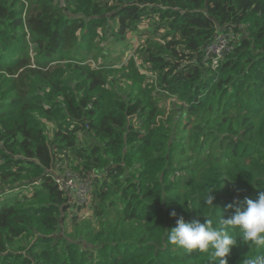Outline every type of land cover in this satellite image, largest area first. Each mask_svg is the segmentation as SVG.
<instances>
[{
    "label": "trees",
    "instance_id": "obj_1",
    "mask_svg": "<svg viewBox=\"0 0 264 264\" xmlns=\"http://www.w3.org/2000/svg\"><path fill=\"white\" fill-rule=\"evenodd\" d=\"M232 26L213 70L204 48ZM131 32L154 90L114 53ZM67 167L91 178V218L54 179ZM261 191L264 0H0V264H217L166 229ZM230 235L228 264L264 253Z\"/></svg>",
    "mask_w": 264,
    "mask_h": 264
},
{
    "label": "clouds",
    "instance_id": "obj_2",
    "mask_svg": "<svg viewBox=\"0 0 264 264\" xmlns=\"http://www.w3.org/2000/svg\"><path fill=\"white\" fill-rule=\"evenodd\" d=\"M214 189L206 193L204 199L205 204L213 207H215L212 195ZM187 202V210L197 209L193 207L191 201ZM227 209H234V214L228 218H224L222 214L216 227L213 226V220L208 216L203 223L199 219L186 221L183 215L177 217V213L173 210L170 215L177 217L176 226L166 229L167 243L183 248L187 252L195 250L199 253H208L211 261L217 264H228L227 256L237 244V240L230 235L233 229L239 230L242 242L249 247L264 248V191L259 193L256 200L247 199L246 207L243 209L232 203L227 205ZM243 264H264V253L258 252L253 256H245Z\"/></svg>",
    "mask_w": 264,
    "mask_h": 264
},
{
    "label": "built area",
    "instance_id": "obj_3",
    "mask_svg": "<svg viewBox=\"0 0 264 264\" xmlns=\"http://www.w3.org/2000/svg\"><path fill=\"white\" fill-rule=\"evenodd\" d=\"M244 26H241V30ZM241 37V32H236L234 26L217 34L214 39L204 48V61L211 69L217 70L224 57L234 48L236 42ZM152 73V72H151ZM153 74V73H152ZM82 180L77 188H74V178L71 175L64 174L59 182H57L60 190L65 191L72 198L79 201L78 207L90 211V203L92 201V182L90 176L84 172L78 173ZM91 212V211H90Z\"/></svg>",
    "mask_w": 264,
    "mask_h": 264
},
{
    "label": "rangeland",
    "instance_id": "obj_4",
    "mask_svg": "<svg viewBox=\"0 0 264 264\" xmlns=\"http://www.w3.org/2000/svg\"><path fill=\"white\" fill-rule=\"evenodd\" d=\"M63 0H59V3H62ZM128 38H129V46L127 49H124V45L123 44H118L115 46L114 48V53L116 56H119L120 54L124 53V61H126L128 58H130L132 55L135 56L136 58V61H137V64L140 66V69H141V72L142 73H145L149 76L148 80L150 82V85L147 87L149 90H154L155 89V76L154 74H152L151 72H149L147 70V64L146 63H143L144 62V57L146 55V52L145 51H142V52H139V48H140V39L141 37L137 35V33H129L128 35ZM126 50V51H125ZM174 98H169V97H165L164 98V104H166V106H168V109L170 108L171 106V103L174 102L173 101ZM64 174H68V175H71V177L74 178V182H73V187L74 188H77L80 184H82V180L81 178L79 177L78 173L73 171L71 168L67 167V169L64 171ZM63 174L61 173H57L55 174V181L56 182H59L60 179L62 178ZM67 197V193L65 191H63ZM23 193H28L30 194L31 193V190H23ZM21 192V194H23ZM17 194V191H13V192H9L8 195H5V199H8L10 197H14L16 196ZM68 198V203L70 204V206L73 207V212L75 213L78 205H79V201L76 199V198H72L70 199L69 197ZM2 198H0L1 200ZM85 212V215L89 218H91L92 216V212L86 210L84 211ZM95 220V218L93 217V221Z\"/></svg>",
    "mask_w": 264,
    "mask_h": 264
}]
</instances>
